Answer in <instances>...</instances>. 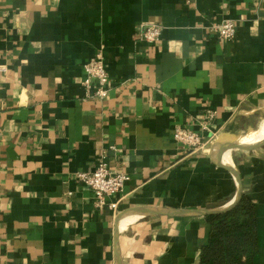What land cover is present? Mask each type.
<instances>
[{"label":"crops","instance_id":"1","mask_svg":"<svg viewBox=\"0 0 264 264\" xmlns=\"http://www.w3.org/2000/svg\"><path fill=\"white\" fill-rule=\"evenodd\" d=\"M228 19L223 42L210 28ZM99 52L113 88L85 100ZM207 110L216 137L187 155L175 130L200 132ZM238 138L264 139V0H0V264H199L207 216L146 212L227 206L233 166L264 264V146ZM101 159L129 181L99 208L78 175Z\"/></svg>","mask_w":264,"mask_h":264},{"label":"built area","instance_id":"2","mask_svg":"<svg viewBox=\"0 0 264 264\" xmlns=\"http://www.w3.org/2000/svg\"><path fill=\"white\" fill-rule=\"evenodd\" d=\"M238 23L235 20H224L210 28L223 42L235 39ZM163 26L159 24H148L140 29L141 39L147 43L155 44L160 41L163 34ZM86 79L83 83L85 89V100H104L112 91L113 82L102 52L84 66ZM217 118V112L207 110L200 124L201 131L177 127L174 134L175 141L181 146V150L187 155L206 152L211 141L216 137L207 139L204 133H213L212 126ZM115 150V148H112ZM79 182L89 187L96 194V206L102 208L107 199L118 196L124 191L129 177L121 172H113L104 159H101L93 172H82L78 175ZM116 206V205H114ZM113 206V207H114Z\"/></svg>","mask_w":264,"mask_h":264},{"label":"trees","instance_id":"3","mask_svg":"<svg viewBox=\"0 0 264 264\" xmlns=\"http://www.w3.org/2000/svg\"><path fill=\"white\" fill-rule=\"evenodd\" d=\"M206 219L211 231L199 264H253L259 252L258 214L246 195L232 210Z\"/></svg>","mask_w":264,"mask_h":264},{"label":"water","instance_id":"4","mask_svg":"<svg viewBox=\"0 0 264 264\" xmlns=\"http://www.w3.org/2000/svg\"><path fill=\"white\" fill-rule=\"evenodd\" d=\"M242 138H238L237 140L233 141V142H229L230 144L232 145H244L248 148H251V149H257V148H260L262 146H264V139L263 140H260L259 142L257 143H254V144H242L241 142ZM229 143H216V146H223L225 144H229ZM220 160H224V157L220 156L219 157ZM232 160L230 159V162ZM233 170L235 172V175H236V178H237V182H238V193L235 197V199L230 203L228 204L227 206H224V207H221V208H218V209H215V210H208V211H187V210H179V211H173V212H168V213H152V212H146V214H149V215H167V216H170V217H195V216H200V217H206V216H210V215H216V214H222V213H226L230 210H232L233 208H235L241 201L242 197H243V185H242V182H241V178L239 176V173L238 171L236 170L235 166H233ZM118 261H119V264H123V260L121 258V255L120 253H118Z\"/></svg>","mask_w":264,"mask_h":264}]
</instances>
